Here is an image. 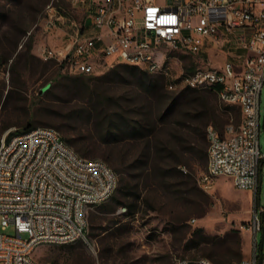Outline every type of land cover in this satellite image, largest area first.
Segmentation results:
<instances>
[{"label":"rangeland","instance_id":"rangeland-1","mask_svg":"<svg viewBox=\"0 0 264 264\" xmlns=\"http://www.w3.org/2000/svg\"><path fill=\"white\" fill-rule=\"evenodd\" d=\"M52 1L57 0H0V55L8 68L0 79V138L29 124L54 127L75 140L79 154L105 160L122 189L114 193L118 200L111 197L89 210L86 240L42 244L35 258L52 264H173L188 258L200 264L205 257L223 264L239 260L238 248L243 259L261 255L264 228L256 232L254 219L264 213V159L257 191L240 189L224 175L209 192L198 182L208 167V126L223 132L228 123L239 125L238 108L208 90L179 96L182 89H169L164 77L170 97L160 101L119 64L72 74L44 60L39 48L47 37L39 23ZM176 55L183 56L182 50ZM211 58L214 65L222 61L214 53ZM113 68L118 72L109 74ZM99 104L123 113L140 131L105 136L87 113ZM200 105L215 107L216 115ZM260 123L264 153V86ZM0 232L16 233L12 225L2 228L1 215Z\"/></svg>","mask_w":264,"mask_h":264},{"label":"built area","instance_id":"built-area-1","mask_svg":"<svg viewBox=\"0 0 264 264\" xmlns=\"http://www.w3.org/2000/svg\"><path fill=\"white\" fill-rule=\"evenodd\" d=\"M39 26L47 37L40 56L64 71L136 65L161 74L171 90L211 88L238 106L239 125L228 123L223 132L208 126V167L198 182L209 192L224 175L240 189L258 190L264 0H57L46 5ZM213 53L222 57L219 65ZM6 74L0 55V79ZM13 132L0 138V215L2 228L12 225L16 233L0 232V264H52L37 260L36 248L86 240L89 210L114 195L119 175L105 160L79 154L54 127ZM254 228L261 229L258 212ZM199 263L214 264L205 257ZM223 264H257V257Z\"/></svg>","mask_w":264,"mask_h":264},{"label":"trees","instance_id":"trees-1","mask_svg":"<svg viewBox=\"0 0 264 264\" xmlns=\"http://www.w3.org/2000/svg\"><path fill=\"white\" fill-rule=\"evenodd\" d=\"M31 48V46L29 47ZM130 72L132 75L138 77L139 85L141 87L147 89L151 93H153L158 100L163 101L166 100L168 97V92L165 89L163 76L161 74H153L148 72L147 70L136 66V65H130V64H119L117 68L122 67ZM116 71V68H113L110 70L109 74H112ZM208 90L212 93H217L209 88V89H194V88H184L180 91L179 96H186L189 92L190 93H199L200 91ZM176 103V100L170 102L168 105L169 107H172ZM236 106V105H235ZM199 107L203 108V111L205 114L210 115H216V108H208L204 105H200ZM239 110L240 118H241V110L238 106H236ZM87 113L90 115V117H95L97 120V126L100 128L101 132L105 134V136L110 137L114 135H118L120 132L124 133L125 131H133L138 132L140 131V127L138 124L132 123L127 116H125L123 113H118L116 111H111L110 108L106 107L103 104L95 105L93 108H88ZM36 126L28 125L23 130H16L14 132L15 134L27 132L31 129H33ZM65 138V137H64ZM68 143L71 145H76V142L74 139L71 138H65ZM81 150V148H78ZM208 155V154H207ZM86 157V156H85ZM122 189V181L121 186H119L118 191ZM113 200H118V196L113 195ZM132 210V209H131ZM263 217H259L261 220V229L264 228V213L262 212ZM260 229V230H261ZM264 252L262 251L261 255L256 254L257 257V264H262V258H263ZM243 251L241 248H238L236 250L235 258H238L239 260L243 259ZM241 258V259H240ZM238 261V260H234Z\"/></svg>","mask_w":264,"mask_h":264},{"label":"water","instance_id":"water-1","mask_svg":"<svg viewBox=\"0 0 264 264\" xmlns=\"http://www.w3.org/2000/svg\"><path fill=\"white\" fill-rule=\"evenodd\" d=\"M49 87H50V85L45 86V87L41 90V93H42L43 91H45L46 89H48Z\"/></svg>","mask_w":264,"mask_h":264},{"label":"crops","instance_id":"crops-1","mask_svg":"<svg viewBox=\"0 0 264 264\" xmlns=\"http://www.w3.org/2000/svg\"><path fill=\"white\" fill-rule=\"evenodd\" d=\"M45 41H47V38H46ZM45 41H44V42H45ZM52 41H53L54 43H59L60 40L58 39V40H52ZM44 42H43V43H44ZM39 49H40V48H39Z\"/></svg>","mask_w":264,"mask_h":264}]
</instances>
